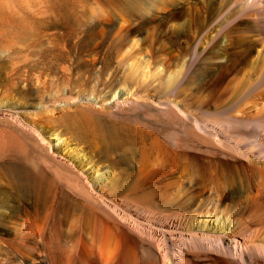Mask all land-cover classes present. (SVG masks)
I'll return each instance as SVG.
<instances>
[{
	"label": "bare ground",
	"instance_id": "obj_1",
	"mask_svg": "<svg viewBox=\"0 0 264 264\" xmlns=\"http://www.w3.org/2000/svg\"><path fill=\"white\" fill-rule=\"evenodd\" d=\"M38 2L27 10L50 17L65 48L62 3ZM80 4L78 29L113 33L121 59H131L132 86L99 95L179 122V136L115 131L84 153L29 126L51 156L37 174L0 166V264H264V0ZM10 146L0 141V154ZM242 200L252 204L247 215Z\"/></svg>",
	"mask_w": 264,
	"mask_h": 264
},
{
	"label": "rangeland",
	"instance_id": "obj_2",
	"mask_svg": "<svg viewBox=\"0 0 264 264\" xmlns=\"http://www.w3.org/2000/svg\"><path fill=\"white\" fill-rule=\"evenodd\" d=\"M31 1L32 4H30ZM48 1L40 0V2L45 3H50V1L54 0ZM56 1L62 3V14H67L64 16V22L68 27H71L70 29L68 28L71 33L68 35L69 37H66L65 42L67 45L65 48L62 38H55L54 36L55 32L61 33V31L59 32V29L56 28L55 30V27H51L53 25L51 18L49 17L48 19L47 15L36 14L34 11L31 13L32 10H35L33 8H35L38 0L35 2L34 0H0V141L6 144L9 143L12 146H10L12 151L9 148L11 155L9 152H2V154H0V166L5 163V165L12 166L14 174H19L26 168L27 174H37L44 170L47 166L44 164L49 162V156H51V154L40 144L37 137L31 131L29 126L32 124L38 125L41 133L46 129L53 132L55 131L60 137L67 142L69 141L68 143L70 146L79 148L83 150L84 153H91L94 149H99L101 147L99 138L101 136H108L115 131L129 133L131 131H137V129L161 128L162 135L169 138L177 137L181 129V124L177 121H171V119L166 116H160L162 114H157L156 111L152 112L153 109L151 108L150 111H148V108L143 109L139 106H134L135 108L133 107V109L132 107L130 109L128 107L127 111L125 106L119 108V110L109 105L106 101L107 98H109L107 94L114 93L120 86L125 87L126 85L125 88L132 86L128 74V62L131 59H121L118 53L120 40L115 39L113 33L105 34L106 37L104 35L102 36L98 31V26L89 27L88 25H84L82 28L80 27V30L78 29L79 14L77 11L79 12L81 9L80 0H74L75 3H78L75 5L73 0H66V2H64L66 3V7L63 3L65 0ZM29 4L30 6H28ZM77 5H79V7ZM31 6L32 9L30 8ZM75 6H77L76 9ZM27 7L28 9L30 8L31 11H28ZM65 11L67 13H65ZM36 17L38 18L36 19ZM41 18L42 20H40ZM58 19H61V17L58 16ZM40 29L42 30L40 31ZM50 31L51 33H49ZM50 34L54 35L52 36ZM47 38L49 40L51 39V42L53 41L52 45L48 44L49 40ZM93 56L95 58H93ZM119 60L120 62H118ZM196 67L198 68V66ZM79 76H81V78L77 80L76 77ZM95 83L99 84L96 85ZM101 89L103 91H100ZM91 90L94 93H92ZM99 93L107 94L99 95ZM97 97L99 99H97ZM93 105H95L96 108ZM44 107L45 109H43ZM49 108L52 110L50 111L51 113H49ZM52 108H54L55 111ZM121 109H123L122 112ZM59 118L62 120L60 121ZM80 131L88 135L86 137L81 136ZM184 140L182 141L186 146H191V141L186 140V138ZM199 140L197 141L200 143ZM36 145L40 148V152ZM197 145L198 144L195 142L191 150L197 152L198 150L195 148ZM14 147L15 149H13ZM35 147H37V149ZM198 148H200V144ZM14 154L17 155L19 160ZM36 154H38V156ZM6 155H10V157L8 158ZM2 156L4 157L2 158ZM12 162L13 164H11ZM97 162L101 163L103 161L102 159H97ZM23 165L25 169H23ZM125 167L128 169L131 168L124 164L117 165L116 168L121 169ZM116 168L115 170L118 171ZM44 171L47 172L46 168ZM133 171L135 172L136 168L129 169L128 175L133 174ZM1 173L2 170L0 168V174ZM2 196L3 192L2 188H0V204L2 202ZM160 196L161 195H156L155 201L156 199L160 201L162 199ZM239 202L242 206V211L245 212L244 214L247 215L250 213V205L252 204L243 200ZM169 208V210H178L177 208L181 210L180 208L182 207L173 205Z\"/></svg>",
	"mask_w": 264,
	"mask_h": 264
}]
</instances>
